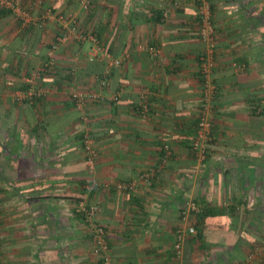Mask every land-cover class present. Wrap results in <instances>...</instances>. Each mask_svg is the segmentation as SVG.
Returning a JSON list of instances; mask_svg holds the SVG:
<instances>
[{"label":"crops","instance_id":"crops-1","mask_svg":"<svg viewBox=\"0 0 264 264\" xmlns=\"http://www.w3.org/2000/svg\"><path fill=\"white\" fill-rule=\"evenodd\" d=\"M13 1L0 11V264H104L76 212L82 198L100 206L110 264H264V0H207L211 54L195 0H94L84 13L78 0ZM74 22L103 51L91 59V41L69 38L56 68L35 78L48 97L14 102ZM207 55L217 89L202 156L191 145ZM75 89L104 99L79 111ZM143 172H154L151 185L118 188ZM191 202L203 212L185 223ZM191 226L178 255L176 233Z\"/></svg>","mask_w":264,"mask_h":264},{"label":"built area","instance_id":"built-area-1","mask_svg":"<svg viewBox=\"0 0 264 264\" xmlns=\"http://www.w3.org/2000/svg\"><path fill=\"white\" fill-rule=\"evenodd\" d=\"M203 4L199 7L198 12V33L202 41L209 44L208 52L211 54L214 50V26L212 23L210 4L207 0H199ZM79 6L83 12H89L93 6L94 0H78ZM0 8L4 10L14 11L16 9V4L13 0H0ZM25 18H28L25 16ZM59 18V17H58ZM62 20V23H66V19L63 17L59 18ZM69 38H73L78 42L91 41L94 44L93 49L90 53V58H97L98 54L103 51V49L98 45V40L96 35L93 32H85L80 29L77 24L74 22L72 27L69 28V34H65L58 38L57 43H54L50 50L48 51L47 58L41 69L29 79V87L27 89L16 90L12 94V99L14 102L19 104H35L48 97L49 91L46 89L39 88L36 85L35 78H41L44 73L53 71L57 66L56 54L62 44H65ZM152 52H155V49L150 48ZM110 57V56H108ZM110 64L113 67H119L122 64V59L110 57ZM213 62L210 55L203 56L201 64V73L203 76L204 82L202 84V96L204 99L203 105H201L199 123L196 137L193 141V150L194 152L204 156L207 150L209 143L212 140V128H213V118H212V108L215 99L216 85L213 79ZM98 83L101 87L108 86V78L99 77L97 78ZM2 89L0 88V98L2 96ZM71 98L75 104L77 110L81 111L88 102L103 101V97L100 94L94 92H86L75 89L71 93ZM120 100V95L108 99L109 102H118ZM142 114L147 115L149 108L146 104L141 106ZM83 149L85 153L86 163L88 167L93 170L94 165L98 158V151L95 146L93 138L90 134L84 135ZM154 175V172H143L138 175L137 178L130 182L119 183L118 188L125 192L129 190H135L141 183L152 184L151 177ZM87 193H90L93 190V184L88 182L85 186ZM76 212L80 215L85 221L89 234L92 239L93 253L95 256L100 258L104 264L111 263V253L110 247L107 241V232L104 225L99 221L100 206L95 203H90L87 201V198H82L79 200ZM203 208L194 202L189 203L188 207L183 211V221L186 223L190 216L194 214H201ZM187 232L189 235H197V230L195 227H189L187 230L184 228H179L176 233V239L174 244V250L176 254H182L183 243L186 239ZM253 259V256L249 258Z\"/></svg>","mask_w":264,"mask_h":264},{"label":"trees","instance_id":"trees-1","mask_svg":"<svg viewBox=\"0 0 264 264\" xmlns=\"http://www.w3.org/2000/svg\"><path fill=\"white\" fill-rule=\"evenodd\" d=\"M195 3H196V8H197V10H199V7L203 4L201 1H199V0H195ZM0 11H2L4 14H11V12H9V11H5L4 9H1L0 8ZM210 12H211V6H210ZM161 16H163V14H161ZM197 17H198V13H197ZM211 18H212V15H211ZM197 26L199 27V23L197 24ZM203 79V76H202V73H201V67H200V80H201V83L203 84V82H204V80H202ZM216 89H217V87H216ZM216 93V92H215ZM215 100V99H214ZM203 103H204V99H203V96H202V101H201V105H203ZM74 107H75V104H74ZM200 110H201V108H200ZM255 113L257 114L258 112H256L255 111ZM260 114V113H259ZM199 115H200V112H199ZM199 116H198V123H199ZM197 129H198V126H197ZM196 134H197V131H196ZM195 137H196V135H195ZM195 139V138H194ZM194 141V140H193ZM192 144H193V142H192ZM191 148H192V150H193V146L191 145ZM194 151V150H193Z\"/></svg>","mask_w":264,"mask_h":264},{"label":"rangeland","instance_id":"rangeland-1","mask_svg":"<svg viewBox=\"0 0 264 264\" xmlns=\"http://www.w3.org/2000/svg\"><path fill=\"white\" fill-rule=\"evenodd\" d=\"M78 6H79V4H78ZM79 10L82 11L80 7H79ZM90 10H91V9H90ZM89 12H90V11H89ZM81 13H84V12L82 11Z\"/></svg>","mask_w":264,"mask_h":264}]
</instances>
